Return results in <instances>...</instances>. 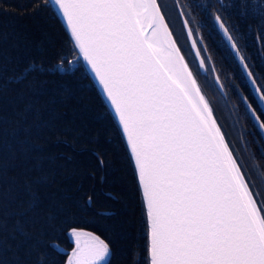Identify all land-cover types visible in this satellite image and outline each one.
I'll use <instances>...</instances> for the list:
<instances>
[{"label":"trees","instance_id":"obj_1","mask_svg":"<svg viewBox=\"0 0 264 264\" xmlns=\"http://www.w3.org/2000/svg\"><path fill=\"white\" fill-rule=\"evenodd\" d=\"M177 3L214 60L225 95L213 82L202 87L217 97L210 102L239 140L243 171L264 203V140L244 99L262 122L264 113L214 21L219 14L264 93V0H247L243 15L240 0H161L190 52ZM37 7L35 0H0V264H33L28 251L41 231L60 246H42L47 264H66L72 228L105 240L108 264H148L143 200L120 128L53 6ZM60 61L71 63L56 72L29 68ZM29 188L37 207H30ZM49 215L59 231L48 226ZM21 222L30 237L15 230Z\"/></svg>","mask_w":264,"mask_h":264},{"label":"snow or ice","instance_id":"obj_2","mask_svg":"<svg viewBox=\"0 0 264 264\" xmlns=\"http://www.w3.org/2000/svg\"><path fill=\"white\" fill-rule=\"evenodd\" d=\"M35 4L37 11L51 5L63 17L77 60L89 66L119 123L143 196L149 264H264V203L258 202L217 126L210 102L173 38L161 0ZM240 8L243 15L247 0H240ZM215 22L239 54L219 14ZM188 35L193 36L191 28ZM192 47L200 68L207 70L194 39ZM66 63L71 62L50 67L33 62L29 68L56 72L65 70ZM28 191L30 207H37L38 197ZM87 203L92 204L91 197ZM46 219L59 231L54 215ZM14 228L25 237L32 235L22 222ZM70 235L75 247L66 264H108L110 245L100 236L77 228ZM36 236L28 255L34 254L33 264H47L42 246H60L46 240L44 231Z\"/></svg>","mask_w":264,"mask_h":264},{"label":"water","instance_id":"obj_3","mask_svg":"<svg viewBox=\"0 0 264 264\" xmlns=\"http://www.w3.org/2000/svg\"><path fill=\"white\" fill-rule=\"evenodd\" d=\"M53 8L55 9V7H53ZM178 9H179V13H180V16H181V19H182V24H183V27H184V30H185V34H186V37H187L188 43H189V45H190V47H191V50H192V52H193V54H194V56H195V59H196V61H197V63H198V66H199V58L196 57V55H195V49H193V47H192V40L194 39V40L196 41V39H195L194 35H193L192 37H189V35H188V29L190 28V25H189V23H188L187 25H185L184 22H185L186 18H185V16H184V14H183V15L181 14L182 10L179 8V6H178ZM55 11H56V9H55ZM57 14H58L59 18L61 19L62 23L64 24L66 30L68 31V29H67V25H66V23L64 22L63 17L60 16L59 13H57ZM165 19H166V18H165ZM166 21H167V20H166ZM167 23H168V22H167ZM215 24H216V26H217V28H218L220 34L222 35L223 39L225 40V42L227 43L228 47L230 48L231 52L233 53L234 57H235L236 60L238 61L239 65H240V67H241V70H242V72H243V74H244V76H245V79H246V81L248 82V85L250 86V88H251V90H252V93H253V95H254L256 101H257V104H258V106L261 108V110H262L263 113H264V100L261 99V93H262L261 89H260L259 86L257 85L256 81H255V84H253V82H252V80H253V78H254L253 75H252V77H249V75H248V71H250V70H249V68L246 69V68L244 67V62H245V61H244V62H241V60H240V55H241L240 52H239V54H237V52L232 48V46H231V42L227 39V36H226V35L224 34V32L219 28V26H218V24H217L216 22H215ZM168 26H169V24H168ZM169 28H170V26H169ZM170 30H171V28H170ZM171 31H172V30H171ZM68 33H69V36H70V32H69V31H68ZM172 34H173V32H172ZM70 38H71V37H70ZM173 38L175 39V41H176V43H177V46L180 47L179 44H178V42H177V40H176V38H175V36H174V34H173ZM73 44H74V43H73ZM196 44H197V41H196ZM74 46H75V45H74ZM197 47H198V44H197ZM198 48H199V47H198ZM75 49H76V48H75ZM180 49H181V48H180ZM199 50H200V49H199ZM76 51H77V53H78V50H77V49H76ZM181 52H182V50H181ZM182 54H183V52H182ZM183 55H184V54H183ZM184 57H185V56H184ZM201 57H202V56H201ZM76 60H77V57H76ZM80 60H81V62L83 63V65H84V67L86 68V70H87V72L89 73V75L91 76L93 82L95 83L96 87L98 88L100 94L102 95L103 99L105 100V102H106V104H107L109 110L111 111L113 117L115 118V120H116V122H117V124H118V126H119V123H118V121H117V119H116V117H115V114H114V112L112 111L111 105L109 104V102H108L106 96L104 95L103 89L101 88V86H100L99 83L97 82L95 76L93 75V73H92L91 70L89 69V66L86 64V62H84L82 59H80ZM185 60H186V62L188 63L186 57H185ZM188 64H189V63H188ZM189 67H190V65H189ZM199 68H200V66H199ZM190 69H191V71L193 72V70H192L191 67H190ZM200 70H201V72H205V69H204V68H200ZM193 74H194V72H193ZM214 74H215V75H214V80H215V84H216V86H217V89H218L222 94H225L224 89H223V86H222V83H221V81H220V79H219L217 73L214 72ZM194 76H195V74H194ZM195 77H196V76H195ZM217 77H218V81H217ZM196 79H197V78H196ZM197 82H198V84H199V86H200V88H201V92H202V94H203V95L205 96V98L208 100L207 95H206L204 89L202 88V86L200 85V83H199L198 80H197ZM257 88L260 89L259 92L257 91ZM208 101H209V100H208ZM244 103H245V106H246V108H247V110H248V112H249V114H250L252 120L254 121L256 127L258 128V130H259V132L261 133L262 138H263V140H264V129H261V127H260V122H262L261 118L259 117V122H258L257 119H256V116H258V114L255 112L254 108L251 106V104H250L246 99H244ZM210 107H211V104H210ZM211 108H212V107H211ZM212 110H213V109H212ZM213 118L217 121V126L221 129V126H220V124H219V122H218V120H217V118H216L214 112H213ZM119 128H120V126H119ZM120 131H121V129H120ZM221 132H222V134H223L224 137H225V134H224V132H223L222 129H221ZM121 133H122V131H121ZM122 135H123V133H122ZM123 138H124L125 143H126V139H125L124 135H123ZM225 140H226V142L228 143L226 137H225ZM228 144H229V143H228ZM126 145H127V144H126ZM229 147H230V145H229ZM230 149H231V147H230ZM231 150H232V149H231ZM128 151H129V150H128ZM232 151H233V150H232ZM129 154H130V153H129ZM233 154H234V153H233ZM234 156H235V154H234ZM235 157H236V156H235ZM132 162H133V161H132ZM238 163H239V162H238ZM239 164H240V163H239ZM133 165H134V163H133ZM240 165H241V164H240ZM134 168H135V167H134ZM242 171H243V170H242ZM135 172H136V171H135ZM136 176H137V174H136ZM246 179H247V178H246ZM140 191H141V189H140ZM141 196H142V192H141ZM142 200H143V196H142ZM144 210H145V209H144Z\"/></svg>","mask_w":264,"mask_h":264},{"label":"flooded vegetation","instance_id":"obj_4","mask_svg":"<svg viewBox=\"0 0 264 264\" xmlns=\"http://www.w3.org/2000/svg\"><path fill=\"white\" fill-rule=\"evenodd\" d=\"M177 9H178V7H177ZM178 12H179V9H178ZM179 15H180V13H179ZM180 19H181V17H180ZM214 21H215V18H214ZM181 23H182V21H181ZM182 26H183V25H182ZM215 26H216V24H215ZM216 29L218 30L217 26H216ZM183 30H184V28H183ZM193 34H194V36H195L196 41L198 42V47H199V49H200L201 56H202V58H203L204 61H205V65H206V69H207V70H205L204 73H202V72L200 71V68H199V66H198V63H197V61H196V59H195V56H194V54H193V52H192V50H191V47H190L188 41H187V43H188V49L190 50V52H186V51L182 48L181 45H180V47H181V49L183 50V53H184L185 57L187 58V60H188V62H189V64H190V66H191L193 72L195 73L197 79L199 80V82H200V83H203V84H206V85H211L212 82L215 83V81H214V75H215L214 72H216V69H215V63H214V60H213L212 57L210 56V54H209V52H208V49L205 47V45L202 46V47L199 46V39H200V38H199V35H197L196 33H193ZM218 34L221 36L219 30H218ZM218 34H216L215 32H213L211 35H212L214 38H217V36H219ZM175 36H176V35H175ZM179 44H180V43H179ZM190 53H191V54H190ZM200 73L202 74V76H200ZM216 73H217V72H216ZM203 86H204V85H203ZM206 95H207V98H209V99H208L209 102H210V98L212 99V97L214 98V100H217V97L213 96V94H211L210 92L206 93ZM210 104H211L212 109H213V111H214V113H215V116H216V118H217V120H218V122H219V124H220V126H221V128H222V130H223V132H224V134H225V136H226V138H227V141H228V143H229L231 149L233 150V153L235 154L236 158L238 159V162H239V163L241 164V166H242V160H241L240 150H239V147H240V146H238V145H239V143H238L239 140H238L235 136H232V135L228 132V127H227V125H226L224 119L220 116L219 111H218V110L216 109V107L213 105L212 101L210 102ZM232 129H233V128H232ZM233 130H234V129H233ZM237 140H238V141H237ZM250 185H251V184H250ZM251 187H252L253 190H254V194H255V192H257V194H258V191L254 188V186L251 185ZM257 194H255V195H257ZM257 196H258V195H257ZM258 202H262V200H259V199H258ZM262 203H263V202H262Z\"/></svg>","mask_w":264,"mask_h":264},{"label":"rangeland","instance_id":"obj_5","mask_svg":"<svg viewBox=\"0 0 264 264\" xmlns=\"http://www.w3.org/2000/svg\"><path fill=\"white\" fill-rule=\"evenodd\" d=\"M255 194H257V192H255ZM258 196H259V194H257ZM78 230H80V229H78ZM82 231H86V230H82ZM86 232H89V231H86ZM69 235H70V232H69ZM95 235V234H94ZM70 237H71V235H70ZM71 239L73 240V238L71 237ZM74 241V240H73ZM75 243V242H74ZM71 253V252H70Z\"/></svg>","mask_w":264,"mask_h":264}]
</instances>
